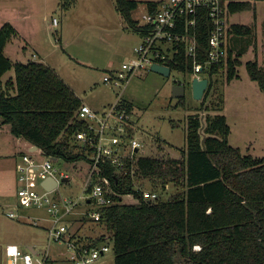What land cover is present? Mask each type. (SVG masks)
Wrapping results in <instances>:
<instances>
[{
    "label": "trees",
    "instance_id": "obj_1",
    "mask_svg": "<svg viewBox=\"0 0 264 264\" xmlns=\"http://www.w3.org/2000/svg\"><path fill=\"white\" fill-rule=\"evenodd\" d=\"M252 1L256 0H231L227 4L230 16L255 9ZM140 2L115 0L117 10L135 31L141 28L133 15ZM145 5L154 10L157 2L147 0ZM209 25V17L202 13L197 25L202 49L208 45ZM228 35L227 60L215 66L210 75L225 69L232 80L240 77L241 58L257 36L251 26L242 23H231ZM16 37L19 33L11 23L0 28L1 121L10 124L15 136L42 148L46 155L64 157L68 162L80 160L79 155L68 152L62 134L73 124L82 100L47 64L14 61L7 56L6 46ZM180 61L171 62V68L193 71L183 54ZM246 69L264 93V67L250 59ZM10 70H14V77L3 81ZM178 105L184 106L185 99H179ZM231 131L225 114L209 115L204 128L200 118L191 115L180 157L145 153L134 165L128 162L127 174L110 163L104 165L103 176L118 193L116 199L133 194L138 201L105 207L99 220H78L81 229L92 224L100 229L96 233L93 227V236L74 231L77 243H108L114 264H264V156L244 153L232 145ZM161 141H156V149L165 148ZM146 180L159 194L158 185L161 190L170 185L178 191L168 199L159 195L156 200H146ZM74 224L75 220L71 228ZM195 245L201 249L195 250Z\"/></svg>",
    "mask_w": 264,
    "mask_h": 264
},
{
    "label": "rangeland",
    "instance_id": "obj_2",
    "mask_svg": "<svg viewBox=\"0 0 264 264\" xmlns=\"http://www.w3.org/2000/svg\"><path fill=\"white\" fill-rule=\"evenodd\" d=\"M70 1V2H69ZM86 0H81L84 3ZM147 0H141L139 6L134 10L133 15L138 19H142V15L145 12V3ZM59 0H0V28L7 22L14 25V27H22L25 35L33 34L34 39H38L42 45L43 39L54 42L56 31H50L49 24L52 23L53 15L64 17V11L62 9H69L73 5V1L68 0L60 7L56 3ZM87 2V1H86ZM256 8L253 7L249 10H245L238 14H235L231 18V23H242L251 26L256 32V39L253 40L250 45L251 39H247L249 46L248 51L241 58L243 64L239 66V78L228 79L225 69H220L219 72L214 75L201 74L202 77H207L210 80L211 86L206 90V95L201 100H197L193 97L192 93V78L185 76L184 73L177 70H172L171 75L166 77L162 74L154 71H149L146 74L134 77L129 83L125 97L133 103V118L137 124V133L144 144H146V153L156 154V151L161 152L165 156L180 157L183 148L186 146L185 129L188 124V118L191 115L198 116L202 122L203 128L206 126L207 117L214 116L216 114H225L227 121L231 126V143L236 147H240L244 153H249L255 156H264V93L259 89L257 83L253 81L246 69V62L250 59H256L262 67H264V0L252 1ZM58 18V17H57ZM76 22V21H75ZM60 30V28H58ZM48 34L50 37H48ZM22 37L13 38L8 46V54L11 59L17 61V59L24 61L29 53L32 51L28 49L24 53L20 45L22 44ZM29 39V38H28ZM72 39V38H70ZM109 40H112L111 38ZM115 37H113V41ZM133 48L140 42L138 34L131 29L128 38L113 44L108 42L107 47L110 48L126 47ZM55 54H52L50 58L54 66L59 72L66 78L71 84H73L75 90L82 98L89 97L92 92L97 93L98 97H101V91L108 93V87L104 82L100 81L102 72L98 70L90 69L91 74L84 75L87 71L86 66L77 62L76 59L71 58L72 55L85 58V56H92L94 53L89 51L77 50L75 43L67 48L65 44L56 43ZM232 44V42H231ZM100 45H105L101 43ZM53 46L51 45V49ZM127 48V47H126ZM80 49V48H78ZM132 50V51H133ZM111 51V49L109 50ZM133 53L129 57H131ZM112 56V55H110ZM73 57V56H72ZM114 61L111 64L115 68H119L121 64L129 57L113 54ZM14 70L8 71L3 81H7L10 77H14ZM96 79L99 83L92 84V79ZM183 83L186 86L185 105L179 106L178 100L173 98V86L175 83ZM106 85V86H105ZM115 91L114 89H112ZM208 91V92H207ZM112 101V100H111ZM179 126H175V125ZM0 132L3 127H9L7 123H3L0 118ZM4 125V126H2ZM203 130V129H202ZM0 141H3L6 137L4 131L1 132ZM161 139L165 148L156 149V141ZM160 142V143H161ZM160 150V151H158ZM160 153V154H161ZM60 165L69 174V181L60 183V191L63 195L71 197L73 200H79L81 207L80 213H86V195L85 180L88 175V164L83 159L74 162L72 165L60 161ZM70 167V168H68ZM17 171V168H16ZM18 171L16 174L15 202H18V190L20 183L17 179ZM154 184L150 181L144 182V188L151 190ZM40 189V187L38 186ZM161 199H168L172 194L178 191L177 187L168 185L166 189H162L158 185ZM56 194V193H54ZM138 199L133 194H125L122 197L124 203H135ZM18 205V204H17ZM0 205V231L1 235L5 237L14 236L21 240L34 239L38 249V254L34 255V262L37 264V258L43 259L47 249L49 247V229L51 226V219L47 212V209L43 210L36 207H30L28 209H20L18 213H28L30 215L45 216L44 220H40L38 224L30 219L17 220L10 219L6 216L7 212L14 209L15 206L10 208L2 207ZM46 211V213H45ZM79 213V214H80ZM81 215V214H80ZM74 227L72 230L79 231V234L88 236L95 235L100 228L95 225L79 228L80 217H76ZM94 227V228H93ZM6 246V245H5ZM51 253L59 252L57 245L52 242L50 246ZM65 256L55 264H73L69 260V254L64 246ZM63 254V253H62ZM67 256V257H66ZM107 259L111 264H114L113 252L107 254Z\"/></svg>",
    "mask_w": 264,
    "mask_h": 264
},
{
    "label": "built area",
    "instance_id": "obj_3",
    "mask_svg": "<svg viewBox=\"0 0 264 264\" xmlns=\"http://www.w3.org/2000/svg\"><path fill=\"white\" fill-rule=\"evenodd\" d=\"M154 1L157 2L156 8L146 10L139 21L141 41L134 47L133 55L119 68L104 73L103 82L116 91L115 101L102 110L83 103L69 130L67 128L62 134V140L68 143V152L79 155L80 160L83 159L89 166L84 183L88 193L85 204L88 211L78 212L81 207L79 200H73L60 191V183L64 182L62 179H70L60 161L72 165L78 160L68 162L64 157L46 155L42 148L32 144L16 164L21 207L47 209L51 219L49 241L64 246L73 264H111L107 259V254L112 252L111 245L101 243L87 246L77 243L78 239L73 237L71 228L72 220L68 217L80 213V219L99 220L103 208L122 202V199H116L118 193L113 191L103 176V166L110 163L118 172L127 174L128 162L134 165L138 157L146 153V144L135 134L132 102L125 97L131 80L139 74L152 71L154 64L170 68L171 62L181 64L182 54L186 64H192L193 71L181 72L191 78H202L201 74H210L215 66L227 60L229 54L228 33L232 16L227 4L231 0ZM202 13L210 20L205 49L199 45L197 32ZM53 23L57 25L58 18H54ZM45 180H56L57 183L47 188L42 185ZM159 195L157 191L143 189V198L146 200H156ZM7 215L17 217L15 211H8ZM31 220L35 224L39 222L36 218ZM194 249L200 250L201 246L195 245ZM6 254L8 264H35L32 254L17 245H8ZM37 262L44 264V259H38Z\"/></svg>",
    "mask_w": 264,
    "mask_h": 264
},
{
    "label": "crops",
    "instance_id": "obj_4",
    "mask_svg": "<svg viewBox=\"0 0 264 264\" xmlns=\"http://www.w3.org/2000/svg\"><path fill=\"white\" fill-rule=\"evenodd\" d=\"M72 1L74 4L71 5L69 9H62L64 11V17L56 15H53L52 17V23L49 24V27L50 31L53 32V34L54 30L56 31L57 36H55L54 42L51 41V38H49V40L43 39L41 41L44 42V45H42L38 39H34L32 37L34 36V33L28 35L27 37L23 28L16 26V29L19 33V37L23 38V40L20 39L22 41L20 47H22L23 50V57L24 53L27 52L28 49L30 50V48H32V51L29 53V56H27L24 61H21L19 59H17V61L28 62L29 60H36L47 64L59 77L64 80V82L74 91V93L82 100L84 104H88L96 110H102L104 107L112 104L115 101L116 91H113L112 88L108 87V93L101 91V97H98L97 93L92 92L93 95L91 94L89 97L82 98L75 90L73 84H71L66 78H64V76L54 66V64L51 62L52 58L50 57L52 56V54L56 55V52H58L55 51V46H57V42H59L61 45L65 44L67 48H70V45L72 46L73 43H75L77 46V50L81 52L80 55L82 54V51H89L94 54L90 57L85 56L87 57V59L78 57L77 55H72L73 57L71 56V58L76 59L77 62L83 64L84 66H86V68L88 67L93 70L101 71L102 77L100 81L103 82L104 73L112 68H115L111 64V62L114 61V57H112L113 54L122 55L123 57L127 55L129 57L134 51L133 48H128V45H126L127 41H125V46L127 48L119 47L120 45H117L118 48H110V46L107 47L106 43L112 42L113 44H117L127 39L129 32H131V28L127 25L123 16L117 10L115 0H86L87 2L85 1L81 4V0H71V2ZM61 3L63 4V0H59V2L56 4L60 7ZM146 10L147 8L145 5V11ZM57 17L58 24L54 25L53 19ZM135 18L140 21V19H138L137 17ZM58 28H60V30H58ZM135 32L140 37L141 41L139 31ZM48 37H50L49 34ZM113 37H115L114 41ZM110 38L112 40H109ZM101 43H104L105 45H100ZM9 44L10 43H8L5 49L6 55L8 54ZM51 45L53 46L52 49ZM110 49L111 51H109ZM88 68L86 70L87 72L84 75L91 74L92 71ZM143 74L139 75L141 76ZM97 83L99 82L95 78L92 79L93 85H96ZM7 125H9V127H6V125H2L4 127L1 132L4 131L6 137L3 141H0V205H5L2 207L8 208L15 206L14 209H11L9 211H15L17 213V217L12 218L6 214V216L10 219H17L21 221L36 218L39 221L44 220L45 216H34L23 212L18 213L19 208L23 210L28 208L21 207L20 203H17L14 200V197H16V164L19 161L21 155L29 149L32 143H30L23 137L15 136L11 131L10 124L7 123ZM136 128H138L137 124ZM136 128L135 134L137 136L138 133ZM1 132L0 135H3ZM77 216L81 217L80 214L77 213L72 217H68V219L74 221L77 220ZM51 244L52 242L49 241V247L45 256L43 257L44 264H55L58 259H61L65 256L64 249H61V245L57 243L55 244L57 245L59 252L55 254L51 253ZM8 245H17L23 251L31 253L33 256V260L34 255L38 254V249L34 239L30 238L27 240H21L18 237L14 236L5 237L1 235L0 231V264H8V256L6 254V247ZM38 259L40 258H37V260Z\"/></svg>",
    "mask_w": 264,
    "mask_h": 264
},
{
    "label": "water",
    "instance_id": "obj_5",
    "mask_svg": "<svg viewBox=\"0 0 264 264\" xmlns=\"http://www.w3.org/2000/svg\"><path fill=\"white\" fill-rule=\"evenodd\" d=\"M152 71L162 74L166 77L171 75V68L167 65L154 64L152 65ZM209 79L207 77H193L192 78V93L193 97L197 100H201L204 97V94L209 86ZM173 98L181 99L186 96V86L184 84L175 83L173 86ZM63 181H68V177L62 179ZM57 183L56 180H45L42 185L49 188V186H55ZM51 184V185H50Z\"/></svg>",
    "mask_w": 264,
    "mask_h": 264
},
{
    "label": "flooded vegetation",
    "instance_id": "obj_6",
    "mask_svg": "<svg viewBox=\"0 0 264 264\" xmlns=\"http://www.w3.org/2000/svg\"><path fill=\"white\" fill-rule=\"evenodd\" d=\"M175 99V98H174ZM176 100H178V99H176Z\"/></svg>",
    "mask_w": 264,
    "mask_h": 264
}]
</instances>
